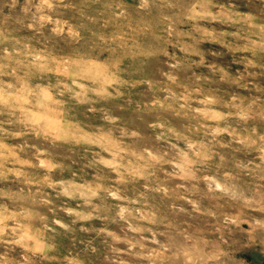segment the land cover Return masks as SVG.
<instances>
[{"label":"rangeland","instance_id":"1","mask_svg":"<svg viewBox=\"0 0 264 264\" xmlns=\"http://www.w3.org/2000/svg\"><path fill=\"white\" fill-rule=\"evenodd\" d=\"M205 3L225 14L190 18ZM262 29L264 0H0V88L33 101L0 93V225L31 249L0 243V264H264L261 161L235 142L264 133ZM76 64L116 82L99 95Z\"/></svg>","mask_w":264,"mask_h":264},{"label":"clouds","instance_id":"2","mask_svg":"<svg viewBox=\"0 0 264 264\" xmlns=\"http://www.w3.org/2000/svg\"><path fill=\"white\" fill-rule=\"evenodd\" d=\"M210 7L211 5L209 3L200 5L202 11L195 12V15L191 16L190 18L195 19L210 17L215 20L221 15L225 14L223 11L213 14L211 11H209ZM262 32H264V29H262ZM142 54L146 56L159 54L167 55V53L162 48H157L155 51H149ZM66 75L72 78L73 83H76V80H86L90 81L93 84L99 85V95L105 94L106 87L111 86V84L116 82V72L113 70V68L105 64H91L87 67H82L81 65L76 64L73 66L71 71L66 73ZM169 79L172 80L173 78L169 77ZM12 87L13 86L9 84L0 88V93H3L5 105H9L15 102H21L25 105H33V101L31 99L20 94L23 91L22 89L17 90V92L7 91V89H11ZM77 87L81 88V92L76 93V96H80L84 91H86L83 85H77ZM65 88H68V86L65 85ZM69 91H71V89H69ZM29 95L32 94L29 93ZM58 103L59 102L55 101L48 93H45L43 98H37L35 100L34 106L38 111L52 113L55 111V106L58 105ZM38 127L41 128V131H43L46 136H60L68 134V126L64 124L59 125L58 129L48 128L45 126L44 121H40ZM224 131H227V129H225ZM97 139L104 140L105 137L100 136ZM235 142L242 149H255L259 153L258 159L261 161V164L256 165L254 168L248 169V174L254 176L258 181L255 191L264 192V133H258L256 129H252L250 133L236 137ZM196 155L197 157H201V153L199 152L196 153ZM204 158L206 159L207 155H205ZM183 160L185 162V165H191L195 163V161H190L187 156H184ZM216 190L217 192L223 193L225 195L229 194L222 185H218ZM255 203L256 201L252 199L245 200V204L249 207H252ZM260 211H264V207H261ZM8 220H13L15 226L9 228L7 224ZM10 234L11 238H8ZM26 238L30 239V237H27V230L20 223V221L16 219V214L6 215L4 217L2 225H0V243H3L5 245H18L22 248H25V250H31L28 248V244L25 242ZM184 255L186 257V264H197V258H195L193 254H191L190 252H185ZM3 264H18V262L13 259H4Z\"/></svg>","mask_w":264,"mask_h":264}]
</instances>
